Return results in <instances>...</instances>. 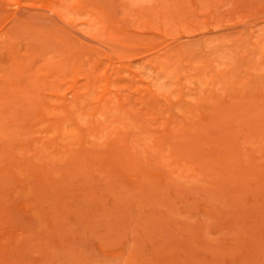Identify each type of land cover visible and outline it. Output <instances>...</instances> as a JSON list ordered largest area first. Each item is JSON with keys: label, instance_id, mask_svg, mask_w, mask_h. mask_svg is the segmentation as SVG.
Returning a JSON list of instances; mask_svg holds the SVG:
<instances>
[{"label": "rangeland", "instance_id": "obj_1", "mask_svg": "<svg viewBox=\"0 0 264 264\" xmlns=\"http://www.w3.org/2000/svg\"><path fill=\"white\" fill-rule=\"evenodd\" d=\"M0 264H264V0H0Z\"/></svg>", "mask_w": 264, "mask_h": 264}]
</instances>
